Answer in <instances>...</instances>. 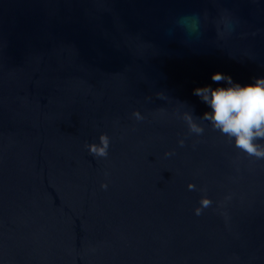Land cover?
<instances>
[{"label": "water", "instance_id": "1", "mask_svg": "<svg viewBox=\"0 0 264 264\" xmlns=\"http://www.w3.org/2000/svg\"><path fill=\"white\" fill-rule=\"evenodd\" d=\"M217 71L264 75V0H0V264H264V159L181 115Z\"/></svg>", "mask_w": 264, "mask_h": 264}, {"label": "clouds", "instance_id": "2", "mask_svg": "<svg viewBox=\"0 0 264 264\" xmlns=\"http://www.w3.org/2000/svg\"><path fill=\"white\" fill-rule=\"evenodd\" d=\"M181 30L188 37H199L201 35V21L198 13L185 14L176 20ZM211 79L217 83L197 86L193 93L197 95L207 106L202 116H194L192 110L184 106L181 115L186 121L190 132L197 135L205 131L202 121L224 134L237 148L257 159H264V75L254 76L250 83L234 81L232 76L223 72H214ZM163 99L169 97L163 91L156 93ZM132 115L137 120H143V114L134 109ZM178 143L183 146L185 139L180 138ZM85 147L94 157H107L109 155L110 137L107 133H101L98 142H89ZM175 150L165 151V156H171ZM107 175V173H105ZM101 187L108 188L107 181L102 182ZM194 187L189 184V188ZM202 205L210 203L208 198H202ZM196 215L202 212L201 207L194 210Z\"/></svg>", "mask_w": 264, "mask_h": 264}]
</instances>
